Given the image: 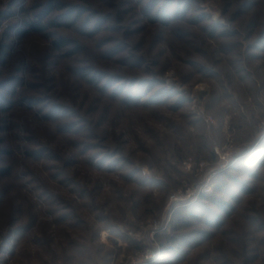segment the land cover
Segmentation results:
<instances>
[{
  "label": "rangeland",
  "instance_id": "374dc122",
  "mask_svg": "<svg viewBox=\"0 0 264 264\" xmlns=\"http://www.w3.org/2000/svg\"><path fill=\"white\" fill-rule=\"evenodd\" d=\"M46 1L0 0V264H126L152 246L146 264H264V0H93L123 21L20 36ZM51 31L83 50L55 61Z\"/></svg>",
  "mask_w": 264,
  "mask_h": 264
},
{
  "label": "trees",
  "instance_id": "16d2710c",
  "mask_svg": "<svg viewBox=\"0 0 264 264\" xmlns=\"http://www.w3.org/2000/svg\"><path fill=\"white\" fill-rule=\"evenodd\" d=\"M169 1L170 0H163L165 4L168 3ZM61 2L62 1L60 0H47L45 3H43L40 11H36V13H34L32 16L27 17L25 21V28L20 31V36H24L25 34L28 35L31 32H43L48 30V28H54L60 24L73 26L82 18L80 35L92 37L94 36L95 28L98 27V26L95 27L97 23L103 24V22L112 21L114 24H120L123 21V16L119 12H116L114 14L111 10L104 11L101 4L98 5L93 0H74L72 2L63 3V6L67 5V9L62 14L51 15L54 10L60 9L62 7ZM103 2L105 3L103 7L107 8L110 5L114 6L115 4H117V2H119V0H103ZM163 9H162L164 11L163 14H165L166 16V13L169 12V9L166 8ZM152 10L153 8H149L145 11H142V13L139 12L141 16L140 22L157 23L158 16L155 13L151 12ZM9 14L10 13L8 11L0 12V19L8 16ZM102 16H104V19L102 18ZM92 18H96V21L92 27H89ZM165 18H166L165 20L160 21L162 22L163 25L168 23L167 20L168 17ZM43 36L48 40L46 49L49 52H52L53 54L52 56L55 61L59 58L74 56L77 52L82 51L84 48L80 40L74 39L69 35H64L51 31V33H46V32L43 33ZM68 46H73V47L66 49ZM148 58L149 57L144 53H141L139 55H131L129 59L130 60L132 59V61L135 63L129 61L130 63L127 64H130L129 66L131 67L143 65V64L147 65ZM43 66L45 68L47 67L46 64H43ZM70 69H71L70 70L71 73L77 80H80L86 84H92L95 87L99 86V88L101 89H105L108 86H110L104 81H102L99 72L96 71V69L89 64L74 63L72 66H70ZM110 75L114 77L117 76L115 75L114 72H111ZM122 79L126 80V77H123ZM137 81H139V79H137L135 83ZM113 96H116V93H113ZM122 101L129 102V104L131 105V102H133V97L131 95H128L124 97ZM73 108L75 107L73 106ZM47 116L51 118H55L53 111H49ZM64 128L69 129L67 126ZM77 162L78 160H75L71 164H76ZM219 224L220 223H218L217 226H219Z\"/></svg>",
  "mask_w": 264,
  "mask_h": 264
},
{
  "label": "built area",
  "instance_id": "2783aa9c",
  "mask_svg": "<svg viewBox=\"0 0 264 264\" xmlns=\"http://www.w3.org/2000/svg\"><path fill=\"white\" fill-rule=\"evenodd\" d=\"M203 118L206 122L210 123L213 121L211 116L209 115H203ZM216 153L222 158L226 159L228 157V153L226 152H220L217 149H215ZM196 192V191H195ZM159 221L156 219H153L150 222V229L152 234L156 233L158 229H160ZM146 250L142 251L140 254H134V255H128L126 258V264H146L148 260H150L153 256V254L156 252V248L154 246L145 248ZM154 258V257H153Z\"/></svg>",
  "mask_w": 264,
  "mask_h": 264
},
{
  "label": "clouds",
  "instance_id": "9594fccd",
  "mask_svg": "<svg viewBox=\"0 0 264 264\" xmlns=\"http://www.w3.org/2000/svg\"><path fill=\"white\" fill-rule=\"evenodd\" d=\"M174 79H175V76H174V73L170 72V73H167L164 77V82L165 84L167 85H171L173 82H174ZM154 90V89H153ZM56 111H59V108H55L53 110V112L55 113ZM97 115H99V113H97ZM68 117V110L67 109H63L62 111V115H61V118L62 119H65Z\"/></svg>",
  "mask_w": 264,
  "mask_h": 264
}]
</instances>
